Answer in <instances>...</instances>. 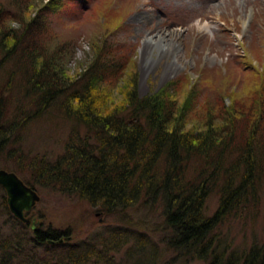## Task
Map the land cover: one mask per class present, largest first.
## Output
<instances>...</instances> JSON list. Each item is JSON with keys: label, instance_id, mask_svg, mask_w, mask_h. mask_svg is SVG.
Here are the masks:
<instances>
[{"label": "trees", "instance_id": "16d2710c", "mask_svg": "<svg viewBox=\"0 0 264 264\" xmlns=\"http://www.w3.org/2000/svg\"><path fill=\"white\" fill-rule=\"evenodd\" d=\"M55 1L67 8V0ZM50 6L0 2V73L9 62L13 66L0 90V159L14 163L5 169L22 173L32 187L78 197L108 215L131 208L158 213L163 240L180 259L264 264V244L237 252L223 237V228L260 199L264 74L256 77L260 87L252 103H222L196 124L193 87L180 77L140 96L132 63L115 62L104 41L89 68L72 77L75 47L46 24ZM21 12L36 16L27 21ZM121 81L124 90L116 92ZM56 108L72 122L63 152L54 160L24 153L20 139L28 124ZM212 193L218 207L208 215ZM106 235L74 241L71 229L34 230L31 221L11 213L0 185V264H113L130 238L113 228ZM135 240L126 257L130 263L140 255L154 261L157 247L144 234Z\"/></svg>", "mask_w": 264, "mask_h": 264}, {"label": "rangeland", "instance_id": "374dc122", "mask_svg": "<svg viewBox=\"0 0 264 264\" xmlns=\"http://www.w3.org/2000/svg\"><path fill=\"white\" fill-rule=\"evenodd\" d=\"M36 1L51 3L46 24L75 47L69 63L72 77L90 66L104 41L112 47L115 62L132 63L140 96L160 91L180 77L188 89L193 87L196 124L209 108L222 103L246 106L254 101L256 90L259 92L256 77L264 74V0H67L66 10L55 0ZM20 16L29 21L36 12H21ZM199 23H208V30H200ZM11 64L0 73V90ZM124 85L121 81L116 92L124 90ZM262 95L264 99V90ZM56 109L28 124L20 139L24 153L54 160L63 152L72 122ZM13 165L0 159V168ZM36 189L41 198L31 218L41 228L71 229L74 241L106 238L112 228L122 236L129 235L130 242L115 252V264H131L126 257L136 244V234H144L158 254L154 261L140 255L132 264H207L175 257L163 240L166 232L158 213L131 208L108 215L78 197ZM259 195L256 206L223 228L231 250L240 252L255 242L264 244V179ZM207 206L212 215L218 207L217 194H210Z\"/></svg>", "mask_w": 264, "mask_h": 264}, {"label": "water", "instance_id": "95a60500", "mask_svg": "<svg viewBox=\"0 0 264 264\" xmlns=\"http://www.w3.org/2000/svg\"><path fill=\"white\" fill-rule=\"evenodd\" d=\"M0 185L7 192L11 212L23 222H28L26 212L40 200L38 191L28 186L15 172L6 169H0Z\"/></svg>", "mask_w": 264, "mask_h": 264}, {"label": "bare ground", "instance_id": "6f19581e", "mask_svg": "<svg viewBox=\"0 0 264 264\" xmlns=\"http://www.w3.org/2000/svg\"><path fill=\"white\" fill-rule=\"evenodd\" d=\"M207 24L206 23H202V24L199 23L200 30H208V25Z\"/></svg>", "mask_w": 264, "mask_h": 264}]
</instances>
